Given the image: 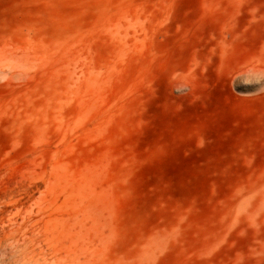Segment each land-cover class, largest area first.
<instances>
[{"label": "rangeland", "instance_id": "rangeland-1", "mask_svg": "<svg viewBox=\"0 0 264 264\" xmlns=\"http://www.w3.org/2000/svg\"><path fill=\"white\" fill-rule=\"evenodd\" d=\"M0 264H264V0H0Z\"/></svg>", "mask_w": 264, "mask_h": 264}, {"label": "bare ground", "instance_id": "bare-ground-1", "mask_svg": "<svg viewBox=\"0 0 264 264\" xmlns=\"http://www.w3.org/2000/svg\"><path fill=\"white\" fill-rule=\"evenodd\" d=\"M43 215H44V214H43ZM43 215H42V216H43ZM31 217H32V216H31ZM21 225H22V224H20V226H21ZM37 226H38V225H37ZM36 230H37V229H36ZM34 231H35V230H34ZM23 232H24V231H23ZM35 232H36V231H35ZM62 262H63V261H62Z\"/></svg>", "mask_w": 264, "mask_h": 264}]
</instances>
